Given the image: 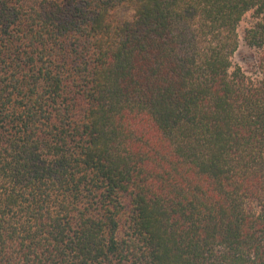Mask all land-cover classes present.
Segmentation results:
<instances>
[{
  "label": "trees",
  "instance_id": "1",
  "mask_svg": "<svg viewBox=\"0 0 264 264\" xmlns=\"http://www.w3.org/2000/svg\"><path fill=\"white\" fill-rule=\"evenodd\" d=\"M251 11L264 49V0H0V264H264Z\"/></svg>",
  "mask_w": 264,
  "mask_h": 264
},
{
  "label": "rangeland",
  "instance_id": "2",
  "mask_svg": "<svg viewBox=\"0 0 264 264\" xmlns=\"http://www.w3.org/2000/svg\"><path fill=\"white\" fill-rule=\"evenodd\" d=\"M121 18H132L133 14L130 10L122 9L119 14ZM257 19L254 12L247 13L239 25V35L241 40L240 49L234 59V62L239 65L245 74L252 80L264 79V49L252 48L246 44V32L253 27Z\"/></svg>",
  "mask_w": 264,
  "mask_h": 264
}]
</instances>
